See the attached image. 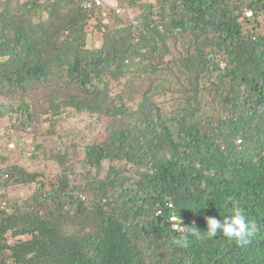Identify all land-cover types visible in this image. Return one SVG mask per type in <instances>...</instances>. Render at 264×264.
Instances as JSON below:
<instances>
[{
	"label": "trees",
	"instance_id": "1",
	"mask_svg": "<svg viewBox=\"0 0 264 264\" xmlns=\"http://www.w3.org/2000/svg\"><path fill=\"white\" fill-rule=\"evenodd\" d=\"M81 3L0 0V119L35 137L69 113L99 129L59 134L48 184L0 169L2 188L37 184L1 196L0 264H264V0H118L108 22ZM234 203L247 242L203 236ZM173 216L203 238L175 243Z\"/></svg>",
	"mask_w": 264,
	"mask_h": 264
},
{
	"label": "rangeland",
	"instance_id": "2",
	"mask_svg": "<svg viewBox=\"0 0 264 264\" xmlns=\"http://www.w3.org/2000/svg\"><path fill=\"white\" fill-rule=\"evenodd\" d=\"M111 1L110 4L116 6V0ZM143 1L145 3H155L156 0ZM138 14H140L139 6H132L128 10L127 18L130 19V21L134 20ZM87 29L89 32L93 30L92 26H88ZM93 39L96 48H100L103 43L102 32L95 31ZM118 85L119 84L115 80L111 82V86H115V92H117L119 88ZM44 92L45 90L40 94L42 95ZM141 100V96L137 95L131 102L128 101V104L137 107ZM16 115L17 114H8L0 119V169L6 168L7 166L18 165L29 172L38 173L40 174L38 177V185L42 182L48 184L50 181H55L61 175L59 163L53 158L57 153H64L66 151V142L65 139L60 137L61 134L66 135L70 128L71 130L74 129L76 134H78L80 130L85 131V136L93 139L99 131L96 126L92 128L89 126L86 115L81 116L69 113L59 118L60 121L55 125L56 132L54 131L52 134L35 137V133L31 131V129H13L11 116L15 118ZM47 126H49L47 122L42 125V127ZM91 130L94 131L92 134ZM73 142L74 140H69V145ZM84 144H86L85 141H80L81 147ZM80 152H83V149H80ZM70 154H72V152ZM36 187V183L28 185H10L8 188L0 187V202H5V200L1 201V196L5 194L9 202L10 200L13 202L18 201L22 204L33 195ZM10 240L13 243L16 239L10 238Z\"/></svg>",
	"mask_w": 264,
	"mask_h": 264
},
{
	"label": "clouds",
	"instance_id": "3",
	"mask_svg": "<svg viewBox=\"0 0 264 264\" xmlns=\"http://www.w3.org/2000/svg\"><path fill=\"white\" fill-rule=\"evenodd\" d=\"M205 219L207 230L204 232L203 236L207 238H213L218 234H222L229 240H235L238 244H243L247 242V238L251 236L255 230V224L247 221L243 209L236 203L233 204L230 215L224 216L221 219L215 217H206ZM178 220L177 222L182 224L181 219L178 218ZM171 222L173 229L174 222L172 220ZM181 224L176 225V227L183 230L182 235L175 240V243L178 245L187 247L189 242L188 236H193L197 239L203 238L200 230H197L195 227H184L181 226Z\"/></svg>",
	"mask_w": 264,
	"mask_h": 264
},
{
	"label": "built area",
	"instance_id": "4",
	"mask_svg": "<svg viewBox=\"0 0 264 264\" xmlns=\"http://www.w3.org/2000/svg\"><path fill=\"white\" fill-rule=\"evenodd\" d=\"M82 8L84 10H94L95 14L100 16L104 22H108L109 20V4L105 2V0H82ZM129 9H121V8H116L117 14H120L121 16H127ZM247 16H251V12H247ZM173 205L170 204L169 207H172ZM7 204L6 202L3 203V208H6ZM175 217V216H174ZM171 218V220L174 222L173 224V229L178 230L179 232H182L183 230L179 227H176V225L181 224L177 222L178 218L175 217ZM179 221V220H178ZM181 226H184V224H181Z\"/></svg>",
	"mask_w": 264,
	"mask_h": 264
},
{
	"label": "crops",
	"instance_id": "5",
	"mask_svg": "<svg viewBox=\"0 0 264 264\" xmlns=\"http://www.w3.org/2000/svg\"><path fill=\"white\" fill-rule=\"evenodd\" d=\"M115 1V0H114ZM105 2L107 3V4H109V5H111L112 6V4H110V2H112L111 0H105ZM116 2H117V4H118V0H116ZM116 4V5H117ZM114 6V5H113Z\"/></svg>",
	"mask_w": 264,
	"mask_h": 264
}]
</instances>
